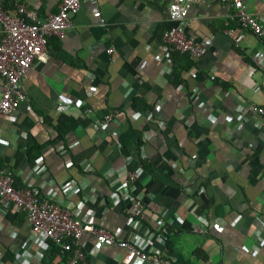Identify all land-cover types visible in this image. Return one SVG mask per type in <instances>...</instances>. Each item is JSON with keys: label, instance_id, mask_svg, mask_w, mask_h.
Wrapping results in <instances>:
<instances>
[{"label": "crops", "instance_id": "0c3cea01", "mask_svg": "<svg viewBox=\"0 0 264 264\" xmlns=\"http://www.w3.org/2000/svg\"><path fill=\"white\" fill-rule=\"evenodd\" d=\"M244 1L264 24V0ZM20 3L42 20L59 0H0L11 12ZM167 13L166 0H83L21 79L27 100L0 116V165L123 239L148 237L168 264H264V118L252 109L264 101L253 87L264 40L238 27L229 3L206 0L183 23L204 51L166 55ZM65 93L75 103L60 105ZM103 115V128L91 126ZM128 185L142 216H130ZM80 241L87 264H121L123 249ZM43 253L23 212L0 202V264H66L62 252Z\"/></svg>", "mask_w": 264, "mask_h": 264}, {"label": "built area", "instance_id": "2783aa9c", "mask_svg": "<svg viewBox=\"0 0 264 264\" xmlns=\"http://www.w3.org/2000/svg\"><path fill=\"white\" fill-rule=\"evenodd\" d=\"M82 1L59 0L58 10L48 13L42 20H39L32 8L22 3L17 5L13 12L0 6V116L8 114L27 100L21 87V79L27 75L33 61H45L47 39L53 35H61L71 26V15L78 10ZM204 1L206 0H166L168 18L172 22L161 32L166 55L170 51L194 59L204 51V43L186 36L183 28L184 18L190 6ZM215 1L229 3L233 7L238 27L264 40V24L247 11L244 0ZM226 32L232 34L231 29H227ZM239 38V35L235 36L236 43ZM254 61L257 62L256 58ZM252 71L253 68H250L249 73ZM253 87L264 95V75ZM57 102L65 105L73 104L75 100L65 93L58 95ZM252 109L264 118V101L260 105H253ZM86 110L87 108L84 109ZM109 120L110 115H103L92 121L91 126L103 128ZM114 137L118 138L116 135ZM35 163L37 164L36 161ZM143 171L140 166L127 170V181L131 183ZM58 185L64 193L71 183L67 181L66 185L63 183ZM130 185L124 189V195L131 202L130 216H142L144 203L140 196L134 194L133 186ZM113 196L119 200L118 196ZM0 202L11 204L23 212L32 240L39 249L45 250L52 243L58 246L59 252H66V264H87L86 253L80 241L83 234L90 235L93 250L103 246H117L123 249L121 264H133L135 258L148 264H168L163 252L145 246L148 244V237L132 234L129 238L123 239L118 231H108L93 223L88 216L78 215L79 207H64L52 197L41 196L39 188L33 184H15L11 170L1 165ZM198 229L200 230L199 227L196 230ZM41 255V252H38L37 258L40 259ZM25 261L26 258L23 257L21 262Z\"/></svg>", "mask_w": 264, "mask_h": 264}, {"label": "trees", "instance_id": "16d2710c", "mask_svg": "<svg viewBox=\"0 0 264 264\" xmlns=\"http://www.w3.org/2000/svg\"><path fill=\"white\" fill-rule=\"evenodd\" d=\"M183 55H185V54H183ZM185 56L188 57L187 55H185ZM55 253H59V248L55 244L50 243L49 246L47 247V249L44 250L43 257L48 255V254L51 256ZM62 257H63L62 259L65 261L66 260V252H64V251L62 252Z\"/></svg>", "mask_w": 264, "mask_h": 264}]
</instances>
